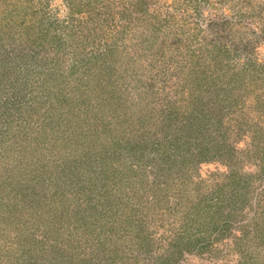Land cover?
Listing matches in <instances>:
<instances>
[{
    "label": "rangeland",
    "instance_id": "374dc122",
    "mask_svg": "<svg viewBox=\"0 0 264 264\" xmlns=\"http://www.w3.org/2000/svg\"><path fill=\"white\" fill-rule=\"evenodd\" d=\"M44 261L264 264V0H0V264Z\"/></svg>",
    "mask_w": 264,
    "mask_h": 264
},
{
    "label": "trees",
    "instance_id": "16d2710c",
    "mask_svg": "<svg viewBox=\"0 0 264 264\" xmlns=\"http://www.w3.org/2000/svg\"><path fill=\"white\" fill-rule=\"evenodd\" d=\"M4 26V25H3ZM210 76V75H209ZM198 91V90H197ZM201 91H204V89H202ZM201 91L199 92H197V93H200L201 94ZM60 93H62V92H60ZM184 94V93H183ZM199 94V95H200ZM62 98H64L63 100H65V103L63 104V105H66L67 106V109H69V107H71V104L73 103V102H70V99H68V97H66V96H64L63 95V97ZM148 101H149V99L146 101V103H142L141 104V107H142V109H144V108H146L150 113L152 112L153 114H155L158 118H159V121H158V126H156V128H155V130H150L149 132L151 133L150 135H157L158 133H160V135H159V138L161 137V139H160V142H155L154 143V140H152V143L156 146V148H153V149H151V151L149 150V153H150V156H151V153L153 154V152L155 153H157V155H159V156H157V157H166L167 158V154H165V153H167V152H164V150L165 149H161L160 148V146H162V148H163V145L166 143V142H168V141H170V139H172V137H171V135L169 134V135H167L168 134V132L167 131H165L166 129H164V126H162V124L163 123H165V121H170L171 120V118H168V117H172V116H175V115H177V114H180V115H182L183 113H181V111H182V106L183 105H188L189 103H182V102H180V103H178L177 105H176V103L174 104V103H171L169 106H168V109L170 110V111H164L163 109H159V108H156L155 106H149L151 103H148ZM188 101V100H187ZM176 102V101H175ZM196 106V105H195ZM178 108H179V111H177L178 110ZM146 109H144V110H142V111H145ZM173 113L175 114V115H173ZM147 118H149V116H146L144 119H143V121H145ZM52 121V119L50 120V122ZM201 121L203 122L204 120H202L201 119ZM159 123H160V126H159ZM178 127H180V125L178 126ZM164 129V130H163ZM207 130V129H206ZM161 134H162V136H161ZM154 136V137H155ZM153 137V138H154ZM149 143H147V141L146 142H142L141 143V145L142 146H147ZM159 148V149H158ZM161 150V151H160ZM230 150V149H229ZM184 151H186V149H184ZM233 152H231V154H232ZM87 154V153H86ZM149 156V159H151V157ZM187 156V155H186ZM232 156L233 155H230L229 156V158H232ZM188 157V156H187ZM148 159V160H149ZM158 158H154V159H152V160H150L149 162H150V164H153V162L154 163H156V162H158V160H157ZM187 160V159H186ZM183 160H178V159H174V158H168V160H167V162H165V165H164V172L166 173V177L168 176V180H164L163 181V183L164 184H162V181H159V182H157L158 183V186L160 185L161 186V184H162V186L164 185V186H166L167 185V183L168 182H171L170 183V187L168 188V190L171 192L172 190H174L173 191V194H171V196L174 198L175 197V195H176V193L178 192V193H183V191H184V193H185V199H184V201H182V199L180 198V199H176V198H174L173 200H175V202H171V205H169V195H164V204L165 203H167L168 204V208H169V211L171 212L172 211V209H174V214H172V218H173V221H174V225H173V228H174V230H175V236H176V238L173 236L171 239H174L175 240V242H172V247H177V250H174V251H172L171 252V255H173V256H177L178 257V254L180 255L185 249H187L188 251H190V247H191V245H192V243L190 242V240L189 241H187L188 242V245H187V248H184V249H181L180 251H178V245H179V243H180V240H179V238L181 239L182 237L180 236V228L179 227H177V228H175L176 226V221L178 220V219H180V220H184L185 218H186V213H184V214H182L181 216H177L178 215V212L180 211V209H181V207H185L186 206V208H190V207H192V206H194V204H195V202H194V198H192V193H191V189L194 187H196V188H199V186H200V182L201 181H197V180H195L194 181V183H190V180L192 179H190V178H188V176H185L183 173H181L182 171H180L179 169H177V167H176V164L178 163V164H180V165H183V163L184 162H182ZM193 160H190V163L192 162ZM188 162V161H187ZM155 165V164H154ZM189 166V165H188ZM166 167V168H165ZM190 167V166H189ZM161 169V168H160ZM162 170V169H161ZM188 173V172H187ZM199 177V176H198ZM184 179V180H183ZM197 179V178H196ZM200 179H202V178H200ZM161 182V183H160ZM173 182H176L175 184L173 183ZM181 182H184L183 183V185H181ZM173 183V185H171ZM187 183V184H186ZM151 199H153L154 200V202H156V200H157V193H155L154 195H153V197L151 198ZM151 199L149 200V203H150V201H151ZM142 202H144V203H148V201H145L144 199L143 200H141ZM140 201V202H141ZM141 202V203H142ZM140 203V204H141ZM182 203H183V205H182ZM140 204H139V206H140ZM163 204V205H164ZM179 206H181V207H179ZM171 207H173V208H171ZM137 208H135L134 210H133V220H136V221H138V222H141L142 220L143 221H146V220H150V218H147V219H145L144 220V218H142V216L140 215V212L138 211V213H137ZM148 213V215L150 216V212H147ZM137 214V215H136ZM161 214V213H160ZM177 214V215H176ZM135 216H136V218H135ZM161 218H163V215L161 214ZM165 219V218H164ZM254 219H255V216H254ZM127 220V219H126ZM128 221H132L130 218L128 219ZM185 221V220H184ZM175 226V227H174ZM174 247V248H175ZM182 247H184V245L182 246ZM35 253H37V252H35ZM44 259H42V261H43ZM60 261V260H59ZM54 262V261H53ZM53 262L51 263V264H53ZM55 263V262H54ZM39 264V263H38ZM41 264H45V261L44 262H42Z\"/></svg>",
    "mask_w": 264,
    "mask_h": 264
}]
</instances>
